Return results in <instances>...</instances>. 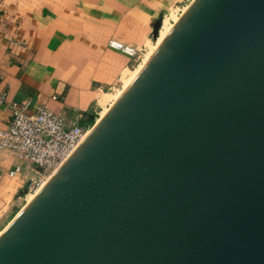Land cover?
<instances>
[{"label":"water","instance_id":"obj_1","mask_svg":"<svg viewBox=\"0 0 264 264\" xmlns=\"http://www.w3.org/2000/svg\"><path fill=\"white\" fill-rule=\"evenodd\" d=\"M0 264H264V0H195Z\"/></svg>","mask_w":264,"mask_h":264},{"label":"crops","instance_id":"obj_2","mask_svg":"<svg viewBox=\"0 0 264 264\" xmlns=\"http://www.w3.org/2000/svg\"><path fill=\"white\" fill-rule=\"evenodd\" d=\"M184 1L0 0V92L7 101L30 102L31 114L41 106L72 121L94 114L102 93L123 82L133 62L110 41L140 49ZM10 116L1 104L0 129ZM18 164L14 154L0 151V210L12 206L29 180L11 176Z\"/></svg>","mask_w":264,"mask_h":264},{"label":"built area","instance_id":"obj_3","mask_svg":"<svg viewBox=\"0 0 264 264\" xmlns=\"http://www.w3.org/2000/svg\"><path fill=\"white\" fill-rule=\"evenodd\" d=\"M110 47L133 61L139 54V49L117 40H111ZM2 80L0 72V83ZM7 96L6 91L0 92V105L5 104L11 113L7 128L0 129V151L11 152L19 160L11 176L25 174L28 177L22 190V195L27 197L37 192L84 142L100 113L72 121L64 112L41 106L31 114L28 112L30 102H10Z\"/></svg>","mask_w":264,"mask_h":264},{"label":"rangeland","instance_id":"obj_4","mask_svg":"<svg viewBox=\"0 0 264 264\" xmlns=\"http://www.w3.org/2000/svg\"><path fill=\"white\" fill-rule=\"evenodd\" d=\"M193 1L194 0H185L181 5H177L174 8H171L167 12L166 16L164 17L162 24L160 26V29L162 28L164 22H167L169 26L175 25L177 18H180L183 16L185 9L188 8L192 4ZM154 47H155V39L145 42L140 47L138 57H136L134 61L132 62L131 68L124 70V71L129 72V73H126L127 76H129L131 73L139 69L142 62H144L145 59L149 57ZM123 86H124V83L121 82L119 78V81L117 82V84L114 87L110 88L109 90L105 91V93H108L110 95H115L117 92L123 89ZM102 111H103V108H101L97 112L100 113L101 115ZM99 117L100 116L97 117V120ZM38 191L36 193H38ZM32 195H34V193H32L31 196ZM31 196L29 195V197L28 196L25 197V194L22 195V192H21L10 208L0 210V232H2L6 227H8V225L14 220V218H16L19 212H21V210L26 206Z\"/></svg>","mask_w":264,"mask_h":264},{"label":"bare ground","instance_id":"obj_5","mask_svg":"<svg viewBox=\"0 0 264 264\" xmlns=\"http://www.w3.org/2000/svg\"><path fill=\"white\" fill-rule=\"evenodd\" d=\"M195 1V0H194ZM193 1V2H194ZM192 2V3H193ZM191 6V5H190ZM190 6L188 8L185 9L184 14L188 11V9L190 8ZM182 16V17H183ZM177 18L175 25L169 26L167 24V22H164L162 28L159 31L158 37L157 39H155V47L154 49L151 51L150 55L148 58L145 59L144 62H142V64L140 65L139 69L133 73H131L129 76H127V74L123 75V82H124V86L123 89L119 92H117L115 95H110V94H104L102 93L100 99H99V105H101V107L103 108V111L100 115V117L98 118L97 123H99L104 116L108 113V111L110 110V108L120 99V97L124 94V92L128 89V87L132 84V82L136 79V77L139 75V73L145 68V66L150 62V60L152 59V57L155 55V53L158 51V49L161 47V45L164 43V41L168 38V36L171 34V32L173 31V29L175 28V26L178 24V22L181 20V18ZM59 170V169H58ZM57 170V171H58ZM56 171V172H57ZM55 172V173H56ZM54 173V174H55ZM53 174V175H54ZM52 175V176H53ZM51 179V178H50ZM48 179L43 185L42 187L39 189L38 193H34V195L31 196V194H29L31 197L28 201V203L26 204V206L21 210V212L36 198V196L43 190V188L47 185V183L49 182ZM28 195V197H29ZM19 212V214L21 213ZM18 214V215H19ZM17 215V216H18ZM16 216V217H17ZM15 219V218H14ZM13 222V221H12ZM11 222V223H12ZM10 223V224H11ZM9 224V225H10ZM8 225V226H9ZM8 227H6L2 232H0V236L3 234V232L7 229Z\"/></svg>","mask_w":264,"mask_h":264},{"label":"trees","instance_id":"obj_6","mask_svg":"<svg viewBox=\"0 0 264 264\" xmlns=\"http://www.w3.org/2000/svg\"><path fill=\"white\" fill-rule=\"evenodd\" d=\"M92 123H93V121H92Z\"/></svg>","mask_w":264,"mask_h":264}]
</instances>
